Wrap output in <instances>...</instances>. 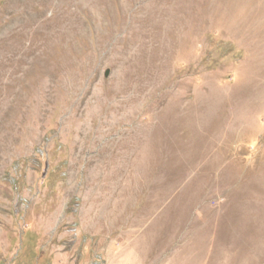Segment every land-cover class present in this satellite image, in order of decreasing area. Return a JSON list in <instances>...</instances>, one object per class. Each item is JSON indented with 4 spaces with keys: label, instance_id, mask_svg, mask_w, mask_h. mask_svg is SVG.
<instances>
[{
    "label": "rangeland",
    "instance_id": "1",
    "mask_svg": "<svg viewBox=\"0 0 264 264\" xmlns=\"http://www.w3.org/2000/svg\"><path fill=\"white\" fill-rule=\"evenodd\" d=\"M0 264H264V0H0Z\"/></svg>",
    "mask_w": 264,
    "mask_h": 264
},
{
    "label": "bare ground",
    "instance_id": "2",
    "mask_svg": "<svg viewBox=\"0 0 264 264\" xmlns=\"http://www.w3.org/2000/svg\"><path fill=\"white\" fill-rule=\"evenodd\" d=\"M152 26V25H151ZM154 26V25H153ZM156 26H157V24H156ZM145 27V26H144ZM144 27H142V28H144ZM147 28V27H146ZM53 48H55V49H59V48H61V47H63V45L61 44V43H51L50 44ZM48 54L51 56V55H53V56H55V54H56V51L55 50H50L49 52H48ZM39 59V58H38ZM46 59V58H45ZM38 62V61H37ZM52 62V61H51ZM56 63V62H55ZM37 67V66H36ZM178 82V81H177ZM176 82V83H177Z\"/></svg>",
    "mask_w": 264,
    "mask_h": 264
}]
</instances>
